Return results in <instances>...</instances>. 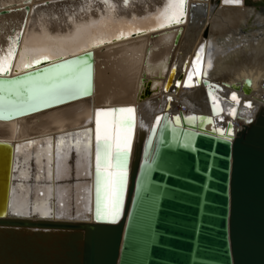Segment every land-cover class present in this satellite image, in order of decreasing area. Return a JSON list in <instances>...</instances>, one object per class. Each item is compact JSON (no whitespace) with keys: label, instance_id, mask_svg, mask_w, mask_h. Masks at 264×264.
Returning a JSON list of instances; mask_svg holds the SVG:
<instances>
[{"label":"bare ground","instance_id":"1","mask_svg":"<svg viewBox=\"0 0 264 264\" xmlns=\"http://www.w3.org/2000/svg\"><path fill=\"white\" fill-rule=\"evenodd\" d=\"M263 1L0 0V77L67 58L0 82L4 216L88 220L97 139L130 148L131 165L157 123L204 116V131L231 123L235 137L264 110ZM245 80L247 96L223 85Z\"/></svg>","mask_w":264,"mask_h":264},{"label":"water","instance_id":"2","mask_svg":"<svg viewBox=\"0 0 264 264\" xmlns=\"http://www.w3.org/2000/svg\"><path fill=\"white\" fill-rule=\"evenodd\" d=\"M223 85L251 91L248 80ZM103 111L93 110L94 132ZM205 121L157 123L142 164L140 144L130 165V148L97 139L88 220L6 217L0 182V264H264V110L235 137L231 123L220 134L204 131Z\"/></svg>","mask_w":264,"mask_h":264},{"label":"rangeland","instance_id":"3","mask_svg":"<svg viewBox=\"0 0 264 264\" xmlns=\"http://www.w3.org/2000/svg\"><path fill=\"white\" fill-rule=\"evenodd\" d=\"M262 4H264V1L262 2ZM264 6V5H263ZM263 8V7H262ZM249 24H254V19L253 20H250L249 22L247 21L246 23H245V28L243 27V26H239L238 28H237V32L239 31H242V33H240V36H250L251 34V30H249V27H247ZM234 27H235V25H231V27L230 28H232V29H234ZM246 29L248 30L247 32H244V31H246ZM239 36V37H240ZM0 151H3V149H0ZM5 151V150H4Z\"/></svg>","mask_w":264,"mask_h":264}]
</instances>
